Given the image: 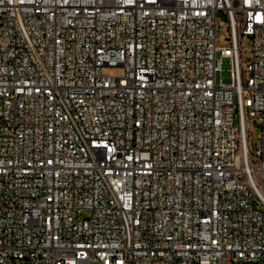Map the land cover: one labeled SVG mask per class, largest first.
<instances>
[{"label":"built area","instance_id":"1","mask_svg":"<svg viewBox=\"0 0 264 264\" xmlns=\"http://www.w3.org/2000/svg\"><path fill=\"white\" fill-rule=\"evenodd\" d=\"M0 264H264V0H0Z\"/></svg>","mask_w":264,"mask_h":264},{"label":"rangeland","instance_id":"2","mask_svg":"<svg viewBox=\"0 0 264 264\" xmlns=\"http://www.w3.org/2000/svg\"><path fill=\"white\" fill-rule=\"evenodd\" d=\"M219 18L222 21H226V18L222 13L219 14ZM245 46L248 49H250V40L246 41ZM104 74L109 75V76L121 77L123 75V69H121V68H105ZM258 133H259V125L255 122L253 124V137L256 138Z\"/></svg>","mask_w":264,"mask_h":264}]
</instances>
